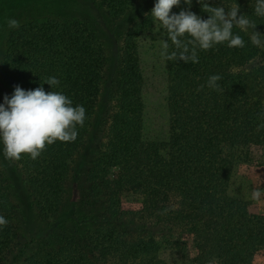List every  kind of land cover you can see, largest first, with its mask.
<instances>
[{
  "label": "trees",
  "instance_id": "trees-1",
  "mask_svg": "<svg viewBox=\"0 0 264 264\" xmlns=\"http://www.w3.org/2000/svg\"><path fill=\"white\" fill-rule=\"evenodd\" d=\"M94 2L110 10L153 7L155 0ZM237 2L241 13L252 15L255 0ZM182 8L188 6L173 11ZM191 10L209 15L198 0ZM258 22L264 32V20ZM28 26L8 37L0 102L15 85L26 89L23 58L30 41L41 62L32 89L57 77L60 86L44 82L45 91H62L85 107L87 118L74 142L57 140L35 160L28 154L7 159L1 145L0 215L8 224L0 228V264H168L152 250L177 251L189 240L198 264H209L206 254L216 255L210 264H253L264 251V215L250 213L230 187L242 149L264 146V128H258L264 50L245 36L246 48L218 45L199 52L196 64L165 60L168 112L180 135L156 140L145 136V78L134 26L119 35L114 54L86 17L53 14ZM213 74L222 77L220 91L206 86ZM130 192L142 194L139 207L124 205ZM24 201L49 225L43 237H23ZM130 249L140 256L132 260Z\"/></svg>",
  "mask_w": 264,
  "mask_h": 264
},
{
  "label": "rangeland",
  "instance_id": "rangeland-1",
  "mask_svg": "<svg viewBox=\"0 0 264 264\" xmlns=\"http://www.w3.org/2000/svg\"><path fill=\"white\" fill-rule=\"evenodd\" d=\"M153 7L145 3L138 7L123 6L119 9L101 10L94 0H0V60L3 58L8 37L13 31L7 26L9 18H15L20 21V26L26 25V28L31 29L28 25L33 20L53 14L86 17L100 31L113 54L116 53L119 35L128 27L134 26L139 36L140 59L145 78V136L156 140L173 139L180 135V131L170 122L167 66L165 59L160 55L164 33L162 29L159 31L152 21L150 11ZM24 51L23 74L27 90L32 89L34 73L41 62L33 56L30 41L25 44ZM239 156L230 187L231 193L246 204L250 213L264 215V146L248 149L244 147ZM254 192L258 195L253 196ZM123 201L127 208H137L141 205L142 194L126 193ZM22 205L25 219L20 227L23 237L28 240L43 237L49 225L38 217L29 202L24 201ZM129 252L132 260L140 256L134 249ZM152 252L153 257L168 264H198L197 251L191 240L177 251L159 247ZM205 257L209 264L216 260L214 254H206ZM253 264H264V251L255 256Z\"/></svg>",
  "mask_w": 264,
  "mask_h": 264
},
{
  "label": "clouds",
  "instance_id": "clouds-1",
  "mask_svg": "<svg viewBox=\"0 0 264 264\" xmlns=\"http://www.w3.org/2000/svg\"><path fill=\"white\" fill-rule=\"evenodd\" d=\"M182 3L188 8L174 12L173 8ZM198 3L209 14L206 19L191 10L193 0H155L150 11L152 21L167 37L160 48L162 58L196 64L201 51H209L218 45L244 49L248 41L257 49L264 50V32L257 29L258 20H264V0H255L252 15L241 13L237 0L234 3L221 0L218 5H213L210 0H198ZM7 26L12 30L18 29L20 21L9 18ZM221 79L220 74L210 75L207 88L220 91ZM44 82L52 89L61 84L55 76ZM43 83L27 90L15 85L12 94H5L3 102H0V145L7 159L19 160L22 154H28L35 160L47 145L57 140L74 142L78 135L77 126H84L87 118L85 107L74 105L62 91H45ZM259 118L258 128H264V111L259 113ZM256 195L258 193L254 192L253 196ZM7 224L8 220L0 215V228Z\"/></svg>",
  "mask_w": 264,
  "mask_h": 264
}]
</instances>
